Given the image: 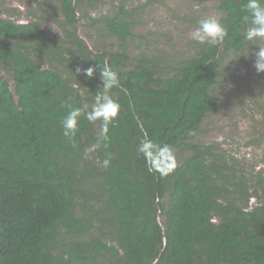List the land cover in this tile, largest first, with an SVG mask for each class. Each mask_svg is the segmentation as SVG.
<instances>
[{
  "label": "trees",
  "instance_id": "1",
  "mask_svg": "<svg viewBox=\"0 0 264 264\" xmlns=\"http://www.w3.org/2000/svg\"><path fill=\"white\" fill-rule=\"evenodd\" d=\"M55 1L60 35L0 17V66L13 80L11 89L0 73V264H95L105 255L109 264H264V174L251 186L213 146L188 141L216 105L221 52L250 43L247 0H216L227 36L199 44L167 76L146 59L125 69L123 50L87 46L76 8L92 0ZM100 21L120 44L133 26L123 7ZM98 64L118 74L110 94L120 111L106 141L101 122L81 116L73 143L61 120L69 105L92 109ZM88 67L91 78L76 71ZM145 137L172 156L190 154L173 156L164 175L173 161L160 156L155 170L138 151Z\"/></svg>",
  "mask_w": 264,
  "mask_h": 264
},
{
  "label": "rangeland",
  "instance_id": "2",
  "mask_svg": "<svg viewBox=\"0 0 264 264\" xmlns=\"http://www.w3.org/2000/svg\"><path fill=\"white\" fill-rule=\"evenodd\" d=\"M121 7L130 12L133 22L124 44L100 21L102 17L114 16ZM76 12L77 33L90 49L123 50L127 59L125 69L146 59L166 76L196 54L200 43L192 39V33L198 23L208 17L223 16L216 0H92L79 3ZM0 17L23 23L35 21L50 37L62 33L55 0H0ZM259 46H264V38L255 44L250 42L242 53L221 52L211 87L216 105L188 140L200 146H213V153L251 186L255 185L257 173L264 174V72L258 73L254 68V52ZM0 73L12 89L11 73L3 66ZM189 154L185 149L173 152L177 162ZM255 201L256 198H250L249 206ZM95 264H109L107 255Z\"/></svg>",
  "mask_w": 264,
  "mask_h": 264
},
{
  "label": "clouds",
  "instance_id": "3",
  "mask_svg": "<svg viewBox=\"0 0 264 264\" xmlns=\"http://www.w3.org/2000/svg\"><path fill=\"white\" fill-rule=\"evenodd\" d=\"M245 9L250 17V27L245 31L244 39L255 44L257 40L264 38V0H247ZM249 17H246V19ZM227 34V29L218 19L208 17L198 23L196 30L192 33V39L200 44L215 45L222 42ZM254 56V68L258 73L264 72V46H259V50L254 52ZM97 67L100 69L101 86L96 91L92 109L87 111L83 108L69 105L67 114L61 120L64 136L68 137L73 143H75L74 137L78 131V123L81 116H84L89 122L99 120L104 134L102 139L106 141L108 126L115 120L120 111V104L110 94L111 89L119 85L118 74L106 65L101 67L98 64ZM76 71L77 73L82 71L86 77L91 78L96 72V67L77 68ZM138 151L144 156L146 161L152 163L155 170H160L157 164L160 156L173 161L162 171L164 175L175 167L174 157L168 145H160L145 137L140 141ZM109 164L110 161L107 159L102 162L103 167H108Z\"/></svg>",
  "mask_w": 264,
  "mask_h": 264
}]
</instances>
